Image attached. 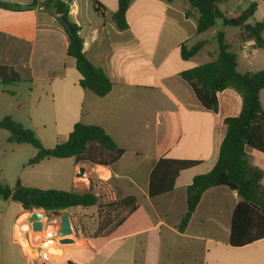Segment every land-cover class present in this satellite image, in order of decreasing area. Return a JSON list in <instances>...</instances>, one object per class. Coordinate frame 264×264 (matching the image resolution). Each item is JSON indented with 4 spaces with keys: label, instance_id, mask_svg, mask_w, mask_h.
<instances>
[{
    "label": "crops",
    "instance_id": "1",
    "mask_svg": "<svg viewBox=\"0 0 264 264\" xmlns=\"http://www.w3.org/2000/svg\"><path fill=\"white\" fill-rule=\"evenodd\" d=\"M0 1L22 7L0 8V66L11 67L20 79L6 85L14 90L0 87V96H6L0 97V119L8 116L23 127L28 123L46 148L64 143L76 123L98 126L123 150L109 167L87 166L73 157L45 158L32 166L26 163L16 176L14 186L91 192L98 199L94 206L60 211L69 215L75 233L72 243L60 245L52 264H230L223 253L246 255L264 248V238L242 247L228 244L240 198L226 187L206 190L185 230L177 228L186 212V188L213 168L226 133L224 121L238 116L242 105L238 93L225 89L216 93L217 110H208L180 74L217 58V31L235 54L239 73L263 70L264 48H254L253 40L241 41V29L228 32L220 23L209 29L210 38H201L209 30L196 34L197 13L187 0H130L124 30L113 21L117 0H61L68 5L69 21L79 28L84 55L111 82L108 94L98 97L80 87L75 60L67 55V35L54 11L41 6L44 0ZM251 3L256 4L253 16L261 8L264 19V0H228L219 9L236 14ZM198 42H204L202 48L182 59L180 46ZM259 101L264 109V90ZM9 137L0 131V181L5 183L13 179L7 171L2 175L6 156L11 162L19 152L29 160L36 155L29 144L9 142ZM246 154L250 165L263 172L264 188V155L252 149ZM160 160L196 165L178 173L172 191L150 197V174ZM82 165L95 175L102 167L108 182L93 179L88 184L76 178ZM129 197L136 206L132 211L128 203L121 204ZM109 204L117 207L112 218L124 214L110 228L98 229V207ZM18 205L10 246L0 247V264H30L24 239L33 231L18 222L23 213Z\"/></svg>",
    "mask_w": 264,
    "mask_h": 264
},
{
    "label": "trees",
    "instance_id": "2",
    "mask_svg": "<svg viewBox=\"0 0 264 264\" xmlns=\"http://www.w3.org/2000/svg\"><path fill=\"white\" fill-rule=\"evenodd\" d=\"M228 0H187L190 10L197 13L196 34H201L220 23L222 27L241 29V41L253 40L254 48H264V19L250 23L256 10L251 3L240 13H226L219 5ZM130 0H117L113 21L119 30L127 28L126 11ZM41 6L52 9L67 38V55L75 60L82 89L103 97L111 89V82L104 72L95 67L84 55L79 28L68 19V5L61 0H44ZM0 8L20 10L21 6L0 1ZM189 14V12H187ZM218 56L209 63L183 71L180 76L190 84L198 101L208 110H217L216 93L232 89L241 98V110L238 116L226 118V133L219 148L217 161L206 174L197 175L186 188V212L178 224L183 232L202 194L215 187H226L235 191L240 201L233 210L228 244L242 247L264 238V188L261 184L263 172L250 165L247 149L264 155V109L259 101V93L264 90V69L258 72L239 73L236 69V56L230 51L224 34L217 31ZM204 45L198 42L190 48L180 46L182 59L193 57ZM20 82L15 71L8 66H0V87ZM0 129L10 133L9 142L29 144L36 155L27 162V166L39 163L45 158H71L76 162H87L109 167L123 154L114 141L94 125L76 123L64 143L51 148L44 147L34 132L20 123L5 116L0 119ZM195 162L160 160L152 170L149 179V196L154 197L173 190V183L182 170L195 166ZM0 197L3 200L27 204L31 210L58 214L60 211L75 207H90L97 204V197L91 192H74L56 189H38L25 187L17 183L9 188L0 184ZM130 210L135 209L134 199L121 200Z\"/></svg>",
    "mask_w": 264,
    "mask_h": 264
},
{
    "label": "rangeland",
    "instance_id": "3",
    "mask_svg": "<svg viewBox=\"0 0 264 264\" xmlns=\"http://www.w3.org/2000/svg\"><path fill=\"white\" fill-rule=\"evenodd\" d=\"M262 14H263V12L260 8L256 12V14L253 16V19L252 18L250 19V23L261 21L263 18ZM213 29H217V26H214ZM213 29L209 30L206 34L201 36V38H205V37L210 38ZM235 29H237V28L227 27L228 32L235 31ZM5 88L8 90H14L15 89V87H12V86H6ZM0 97H2V99H5L6 96L2 95ZM1 103H4V102L2 101ZM24 128L29 129L32 127L30 125H28V123H26ZM0 131H4L5 133H9V132H7V130L0 129ZM4 146H5V149L8 150V147L5 144H4ZM7 153H9V151ZM8 160H9V156H6L5 159L2 160V166H1L2 175H5L4 172L7 171V173L13 177V179L9 180L8 182L6 181V183L4 181H0V184L3 186H7L9 188H12L14 186V184L16 183V176H19L21 174V170H22L23 165H25L29 159H28V155H26V153L19 152L18 154L13 156V160L11 162H8ZM5 162H7V164ZM84 164H86L88 166V164H90V163L85 162ZM97 166H100V165H97ZM102 167H106V166H102ZM102 167L98 168L96 175L89 172L88 176L92 177V179L98 181V183H107L108 180H105V178L108 177V173ZM85 181L88 182L87 180H85ZM100 185H103V184H100ZM18 204H17V202H9V201L3 200L0 197V247L3 246L4 249H6L10 246L11 228H12V224H13V220L15 218V215H16L17 211L19 210ZM20 207H21V204H20ZM116 208L117 207L114 206V204H109L106 206L98 207V212H99L98 229L99 228L101 230L108 229L111 226H113L114 224H116V222L118 221L120 216H122L124 214L123 212H119L116 214V216L114 218H112L114 213H116V211H115ZM38 211H41V210H38ZM61 213L62 212H59V214H61ZM58 215H56V214L51 215V214L47 213L46 217L47 218L52 217V216L57 217ZM46 217H45V219H46ZM18 222L21 223V220L19 219ZM20 228L24 229V227H22V226H20ZM45 231H46L47 236H54L53 227H51V224H48V223L46 224ZM13 236H14V233H13ZM22 237H23V235H22ZM72 237H73L72 235L66 236V238H72ZM54 247H56V244L53 245L52 247H50L51 253L53 256H57L60 254V252L52 249ZM13 248L15 250L17 249V247H13ZM255 255H257L256 261L254 258ZM222 259L225 261H230V264H261L264 260V248H261V247L260 248H253L250 250V252H248V253L246 252V255H238V254L233 253V252H225L222 254Z\"/></svg>",
    "mask_w": 264,
    "mask_h": 264
},
{
    "label": "water",
    "instance_id": "4",
    "mask_svg": "<svg viewBox=\"0 0 264 264\" xmlns=\"http://www.w3.org/2000/svg\"><path fill=\"white\" fill-rule=\"evenodd\" d=\"M88 171L85 166H79L78 172L75 173V177L87 180L88 184H91L93 179L92 177L88 176ZM21 208L23 209V213L20 215L18 220L20 219L23 223H28L30 228L34 232H41L43 228H46V224H51L53 227V233L55 237H66L69 235H73L75 233L74 228L71 224L70 217L67 213H61L57 217L52 216L47 218L45 212L34 210L32 211L30 206L27 204H21ZM72 208H69L68 211H71ZM46 217V223L44 225L43 219ZM73 240L69 238H64L60 240L62 244H69L72 243Z\"/></svg>",
    "mask_w": 264,
    "mask_h": 264
},
{
    "label": "built area",
    "instance_id": "5",
    "mask_svg": "<svg viewBox=\"0 0 264 264\" xmlns=\"http://www.w3.org/2000/svg\"><path fill=\"white\" fill-rule=\"evenodd\" d=\"M44 225L46 223V219H43ZM45 231V227L41 232H30L27 234L26 239H24V245L28 249V253L30 255V264H52L54 262L55 257L51 253L50 247L56 244V247L52 248L56 251L60 252V240L66 237H55V236H47L42 237ZM61 253V252H60Z\"/></svg>",
    "mask_w": 264,
    "mask_h": 264
},
{
    "label": "bare ground",
    "instance_id": "6",
    "mask_svg": "<svg viewBox=\"0 0 264 264\" xmlns=\"http://www.w3.org/2000/svg\"><path fill=\"white\" fill-rule=\"evenodd\" d=\"M21 233H22V232H21ZM22 235H23V234L20 235V238H22ZM62 239H64V238H62ZM62 239H61V240H62Z\"/></svg>",
    "mask_w": 264,
    "mask_h": 264
}]
</instances>
